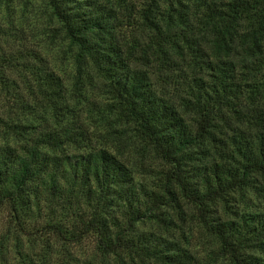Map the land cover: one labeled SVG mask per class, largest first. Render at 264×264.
I'll list each match as a JSON object with an SVG mask.
<instances>
[{
	"label": "trees",
	"instance_id": "16d2710c",
	"mask_svg": "<svg viewBox=\"0 0 264 264\" xmlns=\"http://www.w3.org/2000/svg\"><path fill=\"white\" fill-rule=\"evenodd\" d=\"M44 2L73 47L76 77L66 94L53 69L23 58V91L10 93L12 83L0 76L2 100H11L15 110L0 115V205L16 226L32 228L41 217L59 237L76 240L93 232L98 250L126 252L139 264H194L162 210L192 204L225 259L264 264V209L238 207L247 191L264 194V0ZM196 18L202 30L192 34L188 21ZM123 23L153 38L127 43ZM237 46L257 64L255 81H235L231 53ZM180 59L189 67L180 69L182 75ZM150 62L160 77L180 86V106L194 113L192 123L155 89L141 67ZM91 73L103 86L102 100L85 97L82 85ZM239 84L248 86L244 106L251 114L242 111L231 124L220 109L238 98ZM75 96L99 119H116L117 127L106 128L111 137L126 126L130 139L165 163L153 188L136 181L115 151L93 143L88 122L76 114ZM144 220L160 230L138 228Z\"/></svg>",
	"mask_w": 264,
	"mask_h": 264
},
{
	"label": "rangeland",
	"instance_id": "374dc122",
	"mask_svg": "<svg viewBox=\"0 0 264 264\" xmlns=\"http://www.w3.org/2000/svg\"><path fill=\"white\" fill-rule=\"evenodd\" d=\"M188 24L194 27L189 31L192 34L194 31L202 30L197 18L193 22L188 21ZM122 29L124 33L122 37L127 43H142L145 39L153 38L151 33H149L150 37H146L144 32L134 24L123 23ZM188 36L192 35L188 34ZM198 36L201 35L198 34ZM72 49L73 47L63 36L59 22L52 14H49V9L44 0H0V56H7L5 59L8 60L6 67L1 68L0 76L6 77L8 82L12 83V88L8 90L10 93L15 90L23 91L20 80L22 70L19 63V59L23 58L53 69V72L61 78L63 90L66 94L71 95L72 79L74 76L76 77ZM244 51L243 48L237 46L233 48L231 53L235 64L232 75L235 76V81H239V83L255 81L260 76L258 72L252 76L253 67L258 66L244 57L246 56ZM37 55L40 56V59ZM184 56L187 60L189 59L186 54ZM186 59L177 61L176 66L180 67L179 75H182V71L189 70L185 64ZM144 64L141 67L146 68L148 73L150 72L149 77L154 82L155 89L168 97L170 101L175 102L180 111H184L185 108L180 106V102H182V99L179 98L180 86L174 87L172 82H168V78L160 77L154 62ZM175 71L173 70L172 73ZM92 74L88 78L86 77L82 85L85 97H89V101L92 99L102 100L105 96H103V86L100 84L99 78ZM247 87L244 84H239L238 89L241 92L238 94V98L233 97L230 101L227 100V105L220 109L221 116L226 117L228 115L227 121H230L231 124L236 122L240 112L245 111L246 115L251 114L249 107L244 106L247 105L248 101V98L243 96ZM5 95L10 99L7 92ZM75 98L80 99L77 101L79 110L75 112L78 115L81 113L80 118L88 122L93 143L107 145L129 165L136 181H141L146 187L153 188V185L158 182V173L165 167V163L153 152L142 150L137 140L130 139V129L126 126L125 128L121 126L124 128V134L118 136L115 134L111 137L113 132L106 130V128L109 124L117 127L116 119L112 115L107 120L99 119L98 115L86 111L90 107V103L83 102L78 96H75L74 100ZM11 102V100L3 101L0 92L1 116L7 117V115L13 114L12 111L15 110L10 107L13 105ZM233 109H237L239 113ZM70 114L73 113L68 112L65 117L71 116ZM184 115L189 123L193 122L195 116L193 112L185 110ZM216 135L220 134L216 133ZM120 137H123V146L119 143ZM182 205L181 209L163 206L164 209L162 210L163 214L171 218L168 227L172 231L175 229L177 235L180 236L181 244L194 255V264H232L218 253L219 251H216L215 240L199 221L193 205ZM238 207L243 210L264 209V194L260 191L249 190L240 198ZM177 210L182 218L177 215ZM72 221L76 220L73 219ZM137 225L140 229L155 228L156 230L159 228L152 220H144ZM72 239L59 237L52 228L43 226L41 217L34 218L32 228L19 229L10 216L7 206L5 204L0 205V264H139L137 258L126 254V252L98 250L95 247V234L93 232H87L76 240Z\"/></svg>",
	"mask_w": 264,
	"mask_h": 264
}]
</instances>
